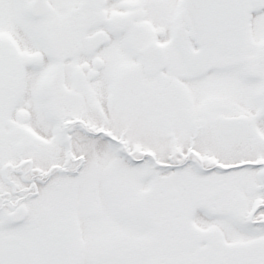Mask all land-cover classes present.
<instances>
[{
  "label": "snow or ice",
  "instance_id": "obj_1",
  "mask_svg": "<svg viewBox=\"0 0 264 264\" xmlns=\"http://www.w3.org/2000/svg\"><path fill=\"white\" fill-rule=\"evenodd\" d=\"M0 264H264V0H0Z\"/></svg>",
  "mask_w": 264,
  "mask_h": 264
}]
</instances>
